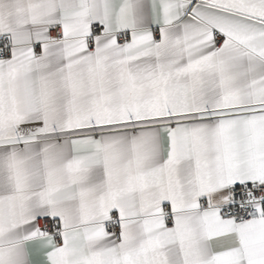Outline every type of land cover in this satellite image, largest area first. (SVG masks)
Listing matches in <instances>:
<instances>
[{
	"label": "snow or ice",
	"instance_id": "1",
	"mask_svg": "<svg viewBox=\"0 0 264 264\" xmlns=\"http://www.w3.org/2000/svg\"><path fill=\"white\" fill-rule=\"evenodd\" d=\"M0 264H264V0H0Z\"/></svg>",
	"mask_w": 264,
	"mask_h": 264
}]
</instances>
